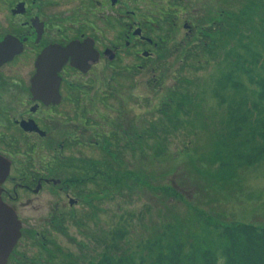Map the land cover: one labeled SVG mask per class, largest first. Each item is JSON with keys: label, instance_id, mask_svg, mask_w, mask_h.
I'll use <instances>...</instances> for the list:
<instances>
[{"label": "flooded vegetation", "instance_id": "af4514ba", "mask_svg": "<svg viewBox=\"0 0 264 264\" xmlns=\"http://www.w3.org/2000/svg\"><path fill=\"white\" fill-rule=\"evenodd\" d=\"M156 2L0 0V199L20 221L6 264L22 263L17 247L26 231L44 249L49 233L64 232L68 219L79 222L73 210L81 196L94 201L95 165L90 178V158L68 155V148L107 143L99 127L106 133L109 119L98 117V94L90 96L103 76L96 68L121 63L129 72L131 54L135 69L147 65L165 37H153L168 13L151 9ZM41 206L46 210L32 222L39 227L24 228L29 219L21 212Z\"/></svg>", "mask_w": 264, "mask_h": 264}, {"label": "rangeland", "instance_id": "374dc122", "mask_svg": "<svg viewBox=\"0 0 264 264\" xmlns=\"http://www.w3.org/2000/svg\"><path fill=\"white\" fill-rule=\"evenodd\" d=\"M242 1L157 0L156 3H152L151 9L162 7L168 9V13L165 20H158L159 26H154L153 37L157 38L160 34L165 37L161 48L152 54L147 65L135 69L132 64L136 60L131 54L125 61V64L131 62V65H127L131 70L127 72L124 70L126 68L118 63L113 69L115 71L113 79H110L113 70L105 68L104 65L96 68L103 76L101 80L94 82L90 89L94 93L90 96L96 97L98 94V100L94 101L98 117L101 114L109 119L108 125L104 128L112 129L110 125L113 120L116 124L113 129L119 130L122 136L121 130L128 128L130 121L135 122L137 119L141 123L146 122L147 130L144 129V140L140 143V149L133 154L123 152L122 156L128 166L127 171L132 168L141 170L143 175L150 177L153 186L172 183L183 199L168 200L165 206L161 200L162 196L155 189L142 184L129 189L126 185L130 181H127L126 187L122 189L113 185L106 194L95 195L93 202L81 196L82 199L78 200L73 210L79 222L68 219L64 232L56 229L57 231L49 233L48 237L51 238L47 241L48 246H43L44 249H41L38 239L32 238L34 231L25 232L21 244L17 247V251L22 255L20 261L23 260L20 264H56L55 260L58 257L64 259L66 251L74 255L82 252L85 257L74 260L84 264V261L101 249L98 243L100 236L112 227L119 220V215L124 212L132 213L130 238H145L150 233V229L160 224L164 218L173 221L177 216L190 218L191 206L195 204L201 209L200 212L215 221L224 223L244 221L264 225V165L239 171L237 176L235 174L233 178L225 181L226 185L223 187L212 183L210 178L202 175V171L207 169L213 171L215 168L213 164L209 165L201 159H207L215 140L213 133L217 127V118L224 113V106L218 108L217 101L209 89V76L217 63L215 59H209L204 65H199L200 63L182 65L178 54L183 43L187 39L194 40L198 28L206 24V21L211 17H224L227 10L235 9ZM147 5L150 8V4ZM172 12L177 14L174 15ZM220 51L223 53L222 47ZM200 58L201 62H205L208 56H200ZM154 80L157 82L155 83ZM108 90L111 91L109 95ZM101 92L106 93L103 101L100 100ZM189 94H195L189 107L197 111L199 115L197 123H205L206 127L200 129L194 136L190 132L189 124H186L181 129L175 130L173 135H167L165 138L161 125L163 113L157 111L154 107L155 103L166 98H171L175 103L180 97ZM88 105L90 106L91 103ZM138 115L141 117L137 118ZM189 140H191L190 144H188ZM125 142L123 138L120 144L124 145ZM164 144L167 154L155 157L152 148ZM184 144L188 145L187 150L192 154H176L177 148ZM102 146L99 143L93 147L68 148V155L95 160L99 158ZM91 204L94 205V211ZM45 210L41 206L37 210L22 211L21 213L29 219L23 227L38 228L39 226L32 222L37 221ZM141 210L144 213L139 217ZM91 234H95L96 238L90 237Z\"/></svg>", "mask_w": 264, "mask_h": 264}, {"label": "trees", "instance_id": "16d2710c", "mask_svg": "<svg viewBox=\"0 0 264 264\" xmlns=\"http://www.w3.org/2000/svg\"><path fill=\"white\" fill-rule=\"evenodd\" d=\"M192 40L187 39L178 53L182 65H204L209 59L217 63L209 76V89L218 108L224 106V113L217 118L215 140L207 159H201L215 168L201 173L223 187L239 171L264 165V0H243L235 9L227 10L224 17H211L198 28ZM200 56L208 58L201 62ZM194 97L195 94H189L175 103L171 98L155 103L157 111L163 113L165 138L186 124L194 136L206 127L205 123H197L199 115L189 107ZM112 122V129L106 133L100 129L99 134L107 136V143L101 147L99 158L89 161L87 169L91 178L95 165L97 194H106L113 185L122 189L130 181L126 185L129 189L140 184L155 189L165 206L168 200L183 199L172 183L153 186L150 177L141 170L127 171L123 152L133 154L140 149L146 122L130 121L128 128L120 129L122 136L113 129L116 124ZM152 127L155 131V125ZM123 138L124 145L120 144ZM152 149L155 157L167 154L165 144ZM187 149L184 144L177 148L176 154H192ZM198 207L191 206L190 218L177 216L174 221L164 218L145 238H130L132 213L124 212L100 236L101 249L84 264H264V225L215 221ZM140 213L142 217L144 211ZM90 237L96 238L95 234ZM63 257H58L55 263L81 264L74 259L82 258L83 253L74 255L66 251Z\"/></svg>", "mask_w": 264, "mask_h": 264}, {"label": "water", "instance_id": "95a60500", "mask_svg": "<svg viewBox=\"0 0 264 264\" xmlns=\"http://www.w3.org/2000/svg\"><path fill=\"white\" fill-rule=\"evenodd\" d=\"M55 68L51 66L54 73ZM20 236V222L16 213L0 199V264H5Z\"/></svg>", "mask_w": 264, "mask_h": 264}]
</instances>
